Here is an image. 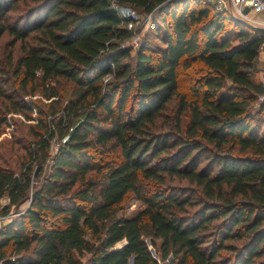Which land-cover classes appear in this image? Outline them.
<instances>
[{"label": "trees", "instance_id": "obj_1", "mask_svg": "<svg viewBox=\"0 0 264 264\" xmlns=\"http://www.w3.org/2000/svg\"><path fill=\"white\" fill-rule=\"evenodd\" d=\"M21 1L0 0V37L20 50L0 65V97L35 109L9 73L23 88L39 80L54 103L64 81L69 97L29 151L35 172L0 166V217L15 208L0 264H158L145 236L162 264H264V28L206 0H115L162 29L163 47L142 40L129 63L133 31L112 0ZM130 196L144 207L126 217Z\"/></svg>", "mask_w": 264, "mask_h": 264}, {"label": "rangeland", "instance_id": "obj_2", "mask_svg": "<svg viewBox=\"0 0 264 264\" xmlns=\"http://www.w3.org/2000/svg\"><path fill=\"white\" fill-rule=\"evenodd\" d=\"M19 5L21 9H23V7L32 5V3L26 0L25 2L21 1ZM122 5L129 4L122 3ZM136 12L138 14V19L136 21H132L126 26L127 29L129 28L131 31H133L132 36L127 41H125V45L131 46L132 51L130 58L123 60V62L133 63L135 49L139 46L142 40H146L153 48L163 47L160 41V37L162 36L160 24H158L157 27H153L150 24V14L144 13L140 10H136ZM18 13V9H16L10 15L11 20H13L16 15H18ZM134 36L138 39L137 44H134ZM12 41V36L7 32L2 34L0 37V65L5 66L6 68H8L7 62L9 54L11 53L12 55L13 64H15V61L20 54L19 42H13L12 45ZM8 77L10 79L11 87L13 88L12 90L16 94L15 97L29 104L32 103L35 106V109L33 112L15 113L10 107L9 102L0 97V118L7 119L6 124H0V166L18 174L23 170L24 166L28 164L30 165L33 173L37 169L38 163L37 161H30L29 151L31 150L34 154L35 152L33 149L36 147L35 144L39 137H47L49 130L52 129L50 127V123L52 122L53 118L59 116L60 108L57 109V106L62 107L65 99L69 97V87L64 81H61L58 84L59 89L63 90L64 92L61 96V100H59V103H54L52 97L47 98L44 91V86L39 83V80H36L35 82H29L27 83V86L23 88L24 84L22 83V78L20 76H13L11 73H9ZM107 79H109V77ZM173 105L174 101L171 100L167 104L166 109L163 111L164 115L170 116L172 114ZM54 108L55 112H52V109ZM184 121L185 120H182V124H184ZM44 123L46 127L43 126ZM156 123L158 125V130L167 129L168 124H166L164 121V117L156 119ZM59 144L60 140L57 138L56 133H54V135L48 139L47 152L53 155L59 147ZM44 171H46L45 166L43 168V172ZM35 183L36 181H33L32 185ZM25 205L27 204L19 206L18 210L24 209ZM143 207L144 206L140 201H138L133 196H130L125 202L124 214L126 217H133ZM14 209V207L10 208L11 214L1 219L0 225L10 220ZM150 239L151 238L148 236L144 237V241L147 243L153 257L157 259L158 264H162L159 253L160 240L155 239V245L153 246L150 242Z\"/></svg>", "mask_w": 264, "mask_h": 264}, {"label": "built area", "instance_id": "obj_3", "mask_svg": "<svg viewBox=\"0 0 264 264\" xmlns=\"http://www.w3.org/2000/svg\"><path fill=\"white\" fill-rule=\"evenodd\" d=\"M209 2L215 11L228 12L234 18L243 21L246 24L252 26L264 28V0H206ZM111 8L115 11L117 16L125 22V27L132 21L138 19L136 9L131 5H122V3L112 0ZM127 28V27H126ZM129 29V28H128ZM131 30V29H129ZM134 38V40H133ZM134 44H137V37H133ZM263 45L260 47V51L263 49ZM108 78V77H107ZM107 78H105L107 80ZM261 81L264 85V68L260 74ZM71 130V128H69ZM4 217H0V220Z\"/></svg>", "mask_w": 264, "mask_h": 264}, {"label": "crops", "instance_id": "obj_4", "mask_svg": "<svg viewBox=\"0 0 264 264\" xmlns=\"http://www.w3.org/2000/svg\"><path fill=\"white\" fill-rule=\"evenodd\" d=\"M257 67L258 69H260V74H261V70L262 68H264V45L262 51H260L258 55Z\"/></svg>", "mask_w": 264, "mask_h": 264}, {"label": "water", "instance_id": "obj_5", "mask_svg": "<svg viewBox=\"0 0 264 264\" xmlns=\"http://www.w3.org/2000/svg\"><path fill=\"white\" fill-rule=\"evenodd\" d=\"M128 264H132V258L129 259Z\"/></svg>", "mask_w": 264, "mask_h": 264}]
</instances>
